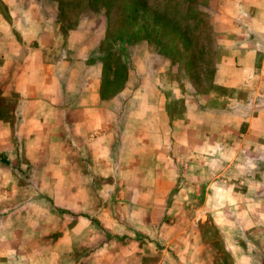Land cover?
Instances as JSON below:
<instances>
[{
	"label": "crops",
	"instance_id": "obj_1",
	"mask_svg": "<svg viewBox=\"0 0 264 264\" xmlns=\"http://www.w3.org/2000/svg\"><path fill=\"white\" fill-rule=\"evenodd\" d=\"M200 3L211 86L183 79L170 115L159 77L170 66L143 41L101 98V12L63 29L55 0H0V264H221L206 223L230 264H264V0ZM101 181L123 190L105 207L91 192ZM26 204L49 206L43 230L35 218L30 243L11 244ZM94 221L106 243L85 244Z\"/></svg>",
	"mask_w": 264,
	"mask_h": 264
},
{
	"label": "trees",
	"instance_id": "obj_2",
	"mask_svg": "<svg viewBox=\"0 0 264 264\" xmlns=\"http://www.w3.org/2000/svg\"><path fill=\"white\" fill-rule=\"evenodd\" d=\"M71 5L70 12L78 16L85 12L97 13L103 9L104 33L99 43L101 49L110 51L109 44L117 40L126 42H145L163 57L171 68L180 64L177 59L188 56L181 65V70L195 66L196 74L187 78L199 92L210 89V76L207 74L209 57L215 51L211 41V30L207 18L199 6L200 0H67ZM61 1H58L59 14L62 13ZM177 7V8H175ZM83 8L82 10H79ZM98 10V11H97ZM65 28V27H64ZM193 38V39H192ZM109 55L103 58L102 82L104 75L110 74L113 66V77L121 78V84L114 93L123 86L126 67L116 56L110 60ZM206 60V61H205ZM199 61L200 63H198ZM121 73V75H120ZM107 79V78H106ZM108 80L106 83L108 84ZM118 81V80H117ZM205 87V88H204ZM101 98L109 99L114 93L104 95L100 85Z\"/></svg>",
	"mask_w": 264,
	"mask_h": 264
},
{
	"label": "rangeland",
	"instance_id": "obj_3",
	"mask_svg": "<svg viewBox=\"0 0 264 264\" xmlns=\"http://www.w3.org/2000/svg\"><path fill=\"white\" fill-rule=\"evenodd\" d=\"M55 1L58 2L59 0H55ZM60 1L62 4L61 7L63 9H62V13L59 14V21H61V23H62L61 25L63 28L66 25L68 26V25L72 24L74 22L73 20L75 19V16H72L73 14L70 12V9H72V8H70L71 5L69 4V2L67 0H60ZM200 1L202 2V0H200ZM199 6H200V8H202L200 2H199ZM175 8H177V7H175ZM82 9L83 8H80L79 10H82ZM85 11H87V10H84V13H86ZM99 12H101V14H103L102 13L103 9L100 8V10L97 13H99ZM103 21H105L104 18H103ZM101 23L104 25L103 22H101ZM137 43H139V42H132V41L126 42L124 40H117L114 45L109 44L110 51L109 50L107 51V49L105 50V49L100 48V54H102L101 60H103L105 55H109V57H107L105 59V61L108 59L109 63L112 62V61L110 62V60H112V58L114 56L118 57L120 60H121L120 56H125V55L129 56L131 54H132L131 56H134L135 54L133 53V51L136 50L137 47L135 46V44H137ZM152 49L155 50L154 48H152ZM139 51L140 50L137 49V52H139ZM215 56H216V52L214 51L212 53V55L208 58L209 59V61H207V64H208L207 74H208V76H210V72H211V69L213 66V60H214ZM187 59H188V56L183 55L182 58L178 57L175 60L180 62V64H183V62H185ZM191 62H193V61H191ZM191 62H189L190 64L187 68H185V70L184 69L181 70V65L179 64L174 68L169 67L164 73L159 75L160 79L165 84L169 81H171V83H172L171 87H169V91L167 93V98H166V100L168 102L167 114L171 115V113H178L179 111H181L182 102H183L181 96H182V93L184 91V86H185L183 79L185 80V78L187 77V74L188 75H195L196 74V69H195V66L193 65L194 63L191 64ZM197 62L200 63L199 61H197ZM124 65L127 68L126 63H124ZM113 69H114L113 66L110 64V74L104 75V81L105 82H101L104 95H108L110 92L114 93L117 86L121 84L122 76H119L118 79L114 78L113 72H112V71H114ZM120 75H121V73H120ZM109 78L111 81H108V84H107L106 80H108ZM173 90H175V91H173ZM98 186H100V188L96 187V183H94V188L91 189V192L93 193V196L99 197L101 207H105L108 204L109 198L112 195L116 194V196H118V197L123 195V190H116V189L108 190L107 188H105V184H103L102 181L99 183ZM60 191H61L60 189L55 188L52 190L51 195L59 196ZM116 191L118 193H116ZM123 199L120 198L121 201ZM119 206L120 207H116L117 209H115L116 214H122L124 212L123 211V205L120 204ZM11 207L12 206L10 204L1 206V209H2L1 214H3V215L10 214L11 213ZM47 208H49V206H47ZM47 208L46 207L43 208V207L36 206V205H30V204L20 205L18 208V210H19L18 219H21V224L17 227L20 231L19 232L20 235L10 237L8 239V242L11 244L12 243H20V245H26L27 243H30L29 240L27 239L28 238L27 234L29 232L33 233L35 231L34 230L35 225L33 223H36L35 220L38 218H39V222H38L39 228L42 232L43 224H44L43 216H44L45 212L48 214ZM52 209H58L56 211L51 210V212L53 214H57L56 213L57 211L59 212L60 210H65L64 207H62L60 205H56V206L53 205ZM58 218H60V217L58 216ZM58 218L56 217V219L53 222L57 227H59V224H60ZM68 225L69 226L71 225L70 219H69ZM92 227H94L96 229H100V235L98 238L92 240L90 243V240H88L86 237L90 233L86 230V229H89V227L86 223L83 224L82 229H83L84 235H85V239H84L85 244H90V245H92V244H103V243H106L110 239L108 235L103 234V232H102L103 229L99 225V222L94 221V225ZM90 228H91V226H90ZM199 229L201 231L203 230V232L207 236L208 241L212 240V242L214 244V249H215V258L219 262H221V264H230L231 258L229 256L228 252L224 251V249H221V245H220L221 239L220 238L217 239L215 236V234H217V232L215 231V227L212 224L208 225L206 223L205 225H203ZM37 237L38 238H32L33 239L32 243H35L37 245H42L43 238H39V236H37ZM260 240H262V239H260ZM5 241H6V239H5ZM260 249L262 250V247ZM262 255H263L262 257H264V254H262Z\"/></svg>",
	"mask_w": 264,
	"mask_h": 264
}]
</instances>
